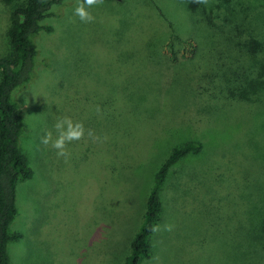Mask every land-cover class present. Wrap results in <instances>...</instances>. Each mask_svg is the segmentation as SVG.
I'll use <instances>...</instances> for the list:
<instances>
[{
	"label": "rangeland",
	"instance_id": "1",
	"mask_svg": "<svg viewBox=\"0 0 264 264\" xmlns=\"http://www.w3.org/2000/svg\"><path fill=\"white\" fill-rule=\"evenodd\" d=\"M214 1L200 0L195 8L191 0L104 1L89 9L95 17L91 23L74 14L76 0L51 8L41 22L51 31L41 30L32 39L37 49L33 76L12 93L22 117L20 147L33 177L18 183V214L10 230L21 238L8 243L10 264L124 263L142 222L150 175L168 151L165 127L179 123L178 100L187 99L186 86L197 100L185 111L195 115H187L194 120L176 141H200L203 150L170 167L160 192L158 228L150 237L151 255L140 264H245V232L255 225L249 224L257 213L249 201L239 208L236 193L224 198L228 181L222 177L236 172L235 163L260 158L245 138L254 137L252 128L245 130V119L254 109L264 121V104L233 108L247 114L240 127L232 123L231 112L198 113L194 107L212 93L202 89L208 79L198 80L199 67L207 65V51L210 62L228 37L201 21L209 18ZM20 3L0 0V56L12 52L7 30ZM174 31L198 40L199 51L193 60L175 65L180 68L176 85L159 96L137 82L151 74L158 77ZM148 48L151 52L140 58ZM189 49L184 59L191 57ZM57 116L81 121L85 128L82 139L67 145V160L57 157L51 144L41 143L48 131L55 138ZM122 177L130 180L129 190L119 183Z\"/></svg>",
	"mask_w": 264,
	"mask_h": 264
},
{
	"label": "trees",
	"instance_id": "2",
	"mask_svg": "<svg viewBox=\"0 0 264 264\" xmlns=\"http://www.w3.org/2000/svg\"><path fill=\"white\" fill-rule=\"evenodd\" d=\"M2 1L9 4L18 0ZM115 1L123 2L124 0ZM64 2L65 0H21L11 13L7 30L12 52L9 55L0 56V264H10L8 243L21 238L20 232L10 230V225L18 214L16 204L18 183L20 180L33 177V169L20 147L22 117L18 106L12 101V93L18 88H25L33 76L37 49L32 39L41 30L51 31L50 26H44L41 22L50 16L53 6L62 5ZM205 3L210 5V1ZM189 6L199 7L200 0H191ZM208 13L209 18L201 19L203 24L210 29L218 28L224 34L223 36L228 37L225 38L226 46L222 44V47L215 50V55L211 56L210 62H208L210 54L207 51V65L199 67L203 70L198 80L208 79L204 82L205 87L203 85L202 89L212 93L204 99L200 97L194 107L198 108V113L206 109L209 112L221 114L231 112L232 123L240 127L241 117L247 114L233 108L246 105L255 108V104H264V0H215ZM165 20L169 26H172L168 19ZM197 41L194 37L187 38L175 31L171 32L166 47L169 57H166L167 63L165 62L163 66L159 63L158 77H152L151 74L139 79L137 84L141 83L140 85L146 91L151 90L156 95L165 96L176 85V80L179 78L180 68L175 65L178 62H189L196 57L199 51ZM187 46L190 47L189 52L192 54L189 59H184L183 51ZM148 51L151 52L149 48L144 54L139 51V54H142L140 58L149 53ZM170 77H173L174 81L169 82ZM187 88L186 86V93H184L187 98L184 99L185 102L178 100L180 102L179 123L175 121L173 126L165 127L170 135L164 141V148L168 151L167 154L163 152L165 155H163V161L150 175L143 202L142 222L136 230L134 229L135 233L129 244V254L123 264H140L142 258L151 255L150 237L162 210L160 192L168 171L178 160L203 150L200 141L186 140L183 137L180 141H176L178 133L186 126L189 127L190 122L194 120L193 117H187L189 110L185 111V108L190 109L197 99L188 94ZM160 102L155 105H160ZM256 112L253 109L245 119V130L252 128L251 134L254 137L245 138L250 146H254L260 152V158H257L259 161L255 163L257 159L254 160L252 156H249L253 161L235 163L236 172L232 175L224 174L225 176L222 177L228 181L224 186L226 191L224 198L229 199L232 193H236L238 196L236 205L239 208L244 201H249L250 204L253 203L251 207L257 213L255 221L249 224L255 223V225L249 226L245 232L248 239L242 252L245 264H264V196L262 197L264 195V147L261 146L262 137L264 138V121L256 118ZM244 157L248 159V156ZM120 173L122 176L124 169H121ZM236 176L241 179L237 181ZM120 181L121 184L128 186L129 190L130 180L122 177L119 183ZM212 191L217 194L223 192L220 189Z\"/></svg>",
	"mask_w": 264,
	"mask_h": 264
},
{
	"label": "clouds",
	"instance_id": "3",
	"mask_svg": "<svg viewBox=\"0 0 264 264\" xmlns=\"http://www.w3.org/2000/svg\"><path fill=\"white\" fill-rule=\"evenodd\" d=\"M104 0H76V7L74 8V14L79 17L82 22L91 23L94 22L95 17L89 11L90 8L97 5H102ZM56 136L53 138L52 132L48 131L41 138V143L44 145L51 144V147L56 150L57 157H63L67 160L70 153L67 149V145L72 141H77L83 138L85 133L84 124L81 121H73L69 116H57L53 125ZM88 135L94 140V136L91 129L88 130ZM158 226L153 227V231H156ZM167 230H171V226H166Z\"/></svg>",
	"mask_w": 264,
	"mask_h": 264
}]
</instances>
